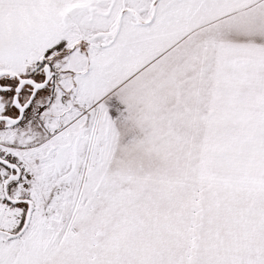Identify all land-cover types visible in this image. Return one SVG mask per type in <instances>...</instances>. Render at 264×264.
Listing matches in <instances>:
<instances>
[{
  "label": "snow or ice",
  "instance_id": "6c2138e0",
  "mask_svg": "<svg viewBox=\"0 0 264 264\" xmlns=\"http://www.w3.org/2000/svg\"><path fill=\"white\" fill-rule=\"evenodd\" d=\"M0 264H264V0H0Z\"/></svg>",
  "mask_w": 264,
  "mask_h": 264
},
{
  "label": "rangeland",
  "instance_id": "374dc122",
  "mask_svg": "<svg viewBox=\"0 0 264 264\" xmlns=\"http://www.w3.org/2000/svg\"><path fill=\"white\" fill-rule=\"evenodd\" d=\"M245 178L247 179V178H249V177L246 176ZM251 179H253V180H257V179H259V178L256 177V176H252Z\"/></svg>",
  "mask_w": 264,
  "mask_h": 264
}]
</instances>
